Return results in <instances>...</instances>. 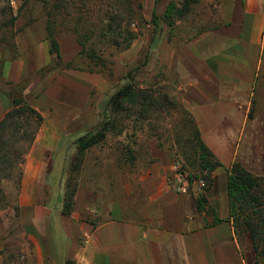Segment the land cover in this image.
Returning a JSON list of instances; mask_svg holds the SVG:
<instances>
[{
  "label": "crops",
  "instance_id": "0c3cea01",
  "mask_svg": "<svg viewBox=\"0 0 264 264\" xmlns=\"http://www.w3.org/2000/svg\"><path fill=\"white\" fill-rule=\"evenodd\" d=\"M211 1L217 23L182 45L175 65L183 103L223 163L213 186L179 194L176 151L155 142L153 163L132 179L124 165L116 166L117 193L97 175L113 168L115 157L93 161L91 182L79 185L70 215L63 213V151L101 123L105 80L55 65L46 18L36 22L37 32L31 26L19 31L20 56L0 77V122L14 107L10 83L27 81L24 96L44 121L21 174L0 179V264H256L252 246L244 248L230 220L229 169L238 161L251 171L248 161L264 163V151H255L257 133L258 145L264 140V0ZM58 41L63 62L81 57L75 35ZM47 66L48 73L37 76ZM201 193L206 209L222 219L218 224L199 209Z\"/></svg>",
  "mask_w": 264,
  "mask_h": 264
},
{
  "label": "trees",
  "instance_id": "16d2710c",
  "mask_svg": "<svg viewBox=\"0 0 264 264\" xmlns=\"http://www.w3.org/2000/svg\"><path fill=\"white\" fill-rule=\"evenodd\" d=\"M30 0H23L24 7ZM75 15L76 24L70 27L77 35L81 46V55H86L92 64L99 70L106 68L107 60L104 53L111 46H121L123 43L130 46L136 38V34L130 28L136 20H144L142 13L143 4L139 0H102L106 1L98 10L96 19L90 14L83 13L84 9L92 10L86 5V0H81ZM46 15L48 17L49 41L51 53L55 56L57 65L62 64V53L57 37V17L62 15L63 9L68 6L67 0H44ZM199 0H184L178 13L183 17L191 7ZM0 15L4 17L0 21V30L5 28V33L0 38V74L4 73L9 62L18 58L16 30L18 15L15 13L9 0H0L3 4ZM173 4V3H172ZM21 7V8H22ZM171 6L169 12L175 7ZM19 9V12L21 10ZM153 22L158 24V14L153 13ZM128 28V30H126ZM12 51V57H6V51ZM66 68H71L68 63ZM91 71H94L93 69ZM128 82L116 90L107 100L104 108V119L100 128L95 133H88L76 139L78 155L83 159L87 150L99 145L107 139L108 132L117 128L118 115L121 113L144 119L151 110H170L177 104L168 94H162L157 89L140 88L131 75ZM9 95L13 98L14 107L0 122V179L10 178L15 173L21 174L22 165L26 155L30 151L39 129L44 121V116L32 106L24 96L25 88L18 90L19 84L10 83ZM181 118L174 126L176 144L180 149L179 156L188 164L198 169V172L190 173L191 179L202 178L206 181L209 190L214 184V171L223 166L201 137L200 129L195 118L185 106L181 105ZM169 112V111H168ZM119 131V130H118ZM123 132V129H120ZM18 171V172H16ZM67 194L64 201L63 213L70 215L73 211L77 184L72 183V178L67 181ZM229 201L230 220L233 222L239 242L244 245V240L249 239L255 254L256 264H264V177L257 175L241 162H235L229 169ZM205 196L201 193L198 197V207L213 215L212 224H218L222 219L215 216L213 211L206 209ZM66 264H73L67 260Z\"/></svg>",
  "mask_w": 264,
  "mask_h": 264
},
{
  "label": "rangeland",
  "instance_id": "374dc122",
  "mask_svg": "<svg viewBox=\"0 0 264 264\" xmlns=\"http://www.w3.org/2000/svg\"><path fill=\"white\" fill-rule=\"evenodd\" d=\"M14 8L15 13L18 15V22H16V30L21 31L27 27H32L35 32L38 31L35 27L36 22L46 18L47 13L44 6V0H30L27 4L23 5V0H9ZM143 4L142 13L144 20H136L135 24L130 28L136 34V38L132 41L130 46L123 43L121 46H111L103 54L107 60L106 68L99 70L86 55L76 61L72 62V67L77 69H84L89 72L101 74L103 80L102 85L103 98H108L120 87L128 82V76L134 79L140 88L157 89L162 94H168L174 99L177 104L176 108L170 110H151L148 116L144 119L129 116L128 114L121 113L118 117L117 128L108 132L107 139L97 145L94 149L86 151L83 159L78 155V146L75 142L68 141L62 157V170H63V184H65V198L67 194V181L72 178V183H76L77 187L80 184L91 182L90 165L97 158L106 160L115 157L113 168L108 167L104 172L98 170L99 181L106 179L114 185V191L117 193L116 177L117 167L123 166L125 172L131 176L137 169L145 168L153 163L151 150L153 143L157 142L158 147L171 149L176 151V161L183 163L185 170L190 173L198 172L197 168L185 165V161L179 156L178 150L180 147L176 144L175 124L181 118L183 103L182 91L179 89V70L176 67V57L181 52L182 45H185L198 36L203 31L210 30L217 23L218 10L215 7V2L211 0H199L194 4L190 11L183 17L179 16V9H181L184 0H139ZM86 5L91 7L92 10L84 9L83 13L90 14V17L96 19L98 10L102 5L107 4L102 0H86ZM68 6L63 9L62 15L56 19L58 21V39L65 35H77L72 32L70 27L76 24L75 15L78 11V6L82 5L81 0H67ZM173 3V4H172ZM0 4V8L3 7ZM171 6L175 7L172 12H169ZM22 7V8H21ZM172 7V8H173ZM21 8L20 12L19 9ZM154 11L158 14V24L153 22ZM4 19L0 15V21ZM128 30V28H126ZM9 34V30L2 28L0 30V38L5 34ZM19 33V32H18ZM17 33V35H18ZM78 40V38H77ZM17 43V36H16ZM6 57H12V51L8 48ZM18 49V44H17ZM175 55V58H173ZM20 51L18 49V57ZM169 57L170 63L166 62V57ZM0 53V58H1ZM55 65H57L55 58ZM68 63L62 62L61 68H65ZM58 66V65H57ZM50 67H43L37 73V76H45ZM94 71H91V70ZM3 74V73H2ZM0 77L2 75L0 74ZM33 77H31L32 79ZM264 82V79H260ZM28 81L19 84L18 90L23 87L26 88ZM105 99V100H106ZM106 100V102H107ZM106 105V103H105ZM105 108V107H104ZM186 108V107H185ZM169 111V112H168ZM102 120L104 117V109L101 113ZM101 120V121H102ZM100 124L93 126L87 130L89 133H95L99 130ZM261 129V127H259ZM123 129V132H120ZM119 130V131H118ZM264 133V127L261 130ZM120 136V137H119ZM255 142V151H264V134L261 148H258V140L260 138L257 133ZM257 155V154H256ZM257 157V156H256ZM255 157V158H256ZM248 166L257 175L264 177V163L260 164L258 161H248ZM117 172V173H116ZM94 176V175H93ZM78 190V188H77ZM197 191V190H196ZM77 194V193H76ZM141 193L137 194V203L140 200ZM76 197V196H75ZM199 197V196H198ZM127 204H133L132 199L127 196L125 199ZM75 207V200L73 209ZM244 248L250 247V240H244ZM252 248V247H251ZM253 250V249H252ZM254 252V251H253Z\"/></svg>",
  "mask_w": 264,
  "mask_h": 264
},
{
  "label": "built area",
  "instance_id": "2783aa9c",
  "mask_svg": "<svg viewBox=\"0 0 264 264\" xmlns=\"http://www.w3.org/2000/svg\"><path fill=\"white\" fill-rule=\"evenodd\" d=\"M173 172L175 175L176 190L179 194H189L192 191L205 190L207 188L204 179H191L190 172L185 170L183 163L180 161H175Z\"/></svg>",
  "mask_w": 264,
  "mask_h": 264
}]
</instances>
